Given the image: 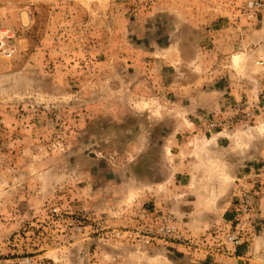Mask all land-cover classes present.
Here are the masks:
<instances>
[{"label":"rangeland","instance_id":"obj_1","mask_svg":"<svg viewBox=\"0 0 264 264\" xmlns=\"http://www.w3.org/2000/svg\"><path fill=\"white\" fill-rule=\"evenodd\" d=\"M249 1L0 0V264L205 262L264 164Z\"/></svg>","mask_w":264,"mask_h":264},{"label":"built area","instance_id":"obj_2","mask_svg":"<svg viewBox=\"0 0 264 264\" xmlns=\"http://www.w3.org/2000/svg\"><path fill=\"white\" fill-rule=\"evenodd\" d=\"M264 9V2L261 0H250L247 3L246 10L250 20L256 19L259 12ZM9 31L0 30V58L14 59L17 48L14 42L10 41L12 36ZM238 188L236 189V220L226 226L228 229L225 239L217 242L209 249H206L211 255L229 256L230 246H240L251 241L258 234V216H257V198L264 186V164L253 170L249 175L240 178ZM164 239L181 241L182 235L176 224L169 223L160 227L156 231ZM12 264H34L33 259L24 258L12 262Z\"/></svg>","mask_w":264,"mask_h":264},{"label":"crops","instance_id":"obj_3","mask_svg":"<svg viewBox=\"0 0 264 264\" xmlns=\"http://www.w3.org/2000/svg\"><path fill=\"white\" fill-rule=\"evenodd\" d=\"M238 98V97H237ZM239 99V98H238ZM252 158L256 157L264 158V148H262L258 153L253 154ZM251 158V159H252ZM255 164L252 161L246 163L242 168L240 174L241 176L234 175L233 181H239L244 174L249 173L250 168H252ZM239 169V167H237ZM231 176H233L231 174ZM230 176V177H231ZM257 198V216H258V234L249 242H246L240 246H230L231 253L229 256L224 255H205L203 252L201 256L205 258V262L203 264H264V189ZM225 226L229 225L230 222H234L236 220V212L235 208H233L229 213H226L224 216Z\"/></svg>","mask_w":264,"mask_h":264}]
</instances>
